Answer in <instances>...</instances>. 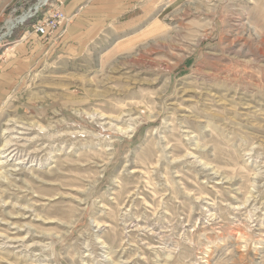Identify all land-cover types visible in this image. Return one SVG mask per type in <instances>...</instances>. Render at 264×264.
Instances as JSON below:
<instances>
[{
    "label": "rangeland",
    "instance_id": "1",
    "mask_svg": "<svg viewBox=\"0 0 264 264\" xmlns=\"http://www.w3.org/2000/svg\"><path fill=\"white\" fill-rule=\"evenodd\" d=\"M35 2L0 0V35ZM151 17L82 51L35 20L0 39V74L29 58L0 103V264H264V0Z\"/></svg>",
    "mask_w": 264,
    "mask_h": 264
},
{
    "label": "crops",
    "instance_id": "2",
    "mask_svg": "<svg viewBox=\"0 0 264 264\" xmlns=\"http://www.w3.org/2000/svg\"><path fill=\"white\" fill-rule=\"evenodd\" d=\"M176 0H68L63 8L69 23L60 27L56 34L63 38L62 46L68 50L82 51L118 28H129L134 21H146L159 15L164 7ZM67 41V43L63 41ZM43 43V42H42ZM39 45V46H38ZM38 48L43 45L38 44ZM59 45V44H58ZM57 45V46H58ZM82 48V49H81ZM21 50L20 62L12 63L0 74V103L19 83V64L29 59ZM27 60L23 61L25 58Z\"/></svg>",
    "mask_w": 264,
    "mask_h": 264
},
{
    "label": "built area",
    "instance_id": "3",
    "mask_svg": "<svg viewBox=\"0 0 264 264\" xmlns=\"http://www.w3.org/2000/svg\"><path fill=\"white\" fill-rule=\"evenodd\" d=\"M32 7L23 10L19 16L10 20L13 23L11 31L19 25L35 20L33 32L39 37H48L69 23L63 8L68 0H35ZM8 30V28H7Z\"/></svg>",
    "mask_w": 264,
    "mask_h": 264
},
{
    "label": "bare ground",
    "instance_id": "4",
    "mask_svg": "<svg viewBox=\"0 0 264 264\" xmlns=\"http://www.w3.org/2000/svg\"><path fill=\"white\" fill-rule=\"evenodd\" d=\"M12 27H13V23L11 22V23H9V25H8V31L7 32H5L4 34H1L0 35V39H2L4 36H7V35H9L10 34V32H11V29H12ZM14 127H16L17 129H14L13 128V131L12 132H15V133H17V134H20V135H25V134H27V131L28 132H30L31 130H33V127L34 126H36V124L35 123H32V122H27V121H25V122H23V121H17V123H13L12 124ZM11 126V125H10ZM43 128L44 127H41V130H43ZM45 132V131H44ZM20 137V136H19ZM12 138V137H11ZM13 139V138H12ZM6 144V143H5ZM15 145H17V143H14ZM6 146H8V144H6L5 146H4V148H1V149H7V148H5ZM14 151V149H11V150H9L8 151V153H7V156L9 157V159L12 161L13 160V158L15 157V155H16V153H14L13 152ZM4 152V151H3ZM6 154V153H5ZM17 162V161H16ZM13 169V168H12ZM6 170V169H5ZM14 170V169H13ZM16 170V169H15ZM7 171V170H6ZM8 172V171H7ZM3 222V221H2ZM9 223V222H8ZM11 223V222H10ZM9 223V224H10ZM7 224V223H6ZM12 224V223H11ZM14 226V225H13ZM16 227V226H15ZM2 236V235H1ZM9 238V237H8ZM8 238H7V240H8ZM22 239H24V238H22ZM21 239V240H22ZM13 241V240H12ZM22 245V244H21Z\"/></svg>",
    "mask_w": 264,
    "mask_h": 264
}]
</instances>
